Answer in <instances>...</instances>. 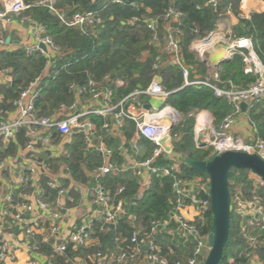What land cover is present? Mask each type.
Listing matches in <instances>:
<instances>
[{
	"label": "built area",
	"instance_id": "1",
	"mask_svg": "<svg viewBox=\"0 0 264 264\" xmlns=\"http://www.w3.org/2000/svg\"><path fill=\"white\" fill-rule=\"evenodd\" d=\"M3 10H0V51H10L8 35L16 20L14 16H20L30 8L23 0H0ZM114 4H122L123 0H110ZM222 0H210L208 5L217 8ZM247 0H241L240 10ZM53 0L36 2L37 6L49 5L57 14L58 18L69 26L77 28L85 33L88 29L95 31L103 24L102 18L93 11L78 13L68 17L64 11H55ZM182 13L168 9L164 14V20L173 26L168 27L164 36L159 35L160 18H147L144 24L152 33V42L158 46L163 56L155 60L154 69L161 70L167 66L180 68L183 77V84L174 91H167L160 79L155 76L149 86L144 90H136L123 97L120 101L114 102V95L109 88L108 77L97 81L89 79L86 86L72 84L70 90L75 93V100L71 105L61 104L54 115L43 117L36 108V99L39 96L40 83L51 67V59L61 56L62 50L56 46L46 29L37 21L29 17L20 18V24H28L34 44L23 46L22 49L28 55L41 54L48 58L45 72L37 77L25 88L19 98L13 102L12 113L7 117L0 112V143L9 145L15 142L20 131H25L28 142L24 151L35 153L36 146L41 145L44 151H52L54 147V136L71 137L74 134L83 135L86 150L99 155L103 164L96 167L91 177L96 180L108 176H120L128 173L139 183V193L143 194L152 187V180L155 177L173 179L174 206L171 210L176 214L182 236L194 244L191 258L183 263L175 264H202L208 251V235H203L202 229L209 223L211 212V197L209 194V179L194 178L184 180L182 175L181 158L174 150V142L180 137L175 131L183 124V116L172 107L166 104L169 97L184 88L199 89L210 88L216 97L225 99L232 107V112L220 123L219 126L211 125V134L207 138L214 152L238 151L248 154H257L264 160V140L252 138L244 140L232 134V129L240 116L243 115L242 104H247V110L253 103L264 100V59H260L250 39L236 37L234 33L225 32L219 26L203 39L197 40L192 45L199 57L206 56L209 50H216L218 47H225L226 59H231L233 54L243 55L246 64L245 73L256 77L255 83L247 88L230 86L220 88L210 81L201 78L191 72L185 63L181 50V31L177 27L181 23ZM241 18L250 19L241 13ZM137 18L130 20L133 24ZM44 45L45 52L40 48ZM11 71L5 69L0 71V83L11 81ZM194 74V75H193ZM120 86L121 81H116ZM89 96V97H87ZM148 99V100H147ZM2 98L0 97V103ZM158 104V105H155ZM150 105L148 110L145 107ZM130 108L139 111L138 115L129 112ZM10 112V111H9ZM92 117L104 120L103 128L112 138L121 134L123 138L117 146H108L104 137L98 136L96 125ZM134 124V133L130 141L125 139L123 129L126 122ZM197 128H195L196 130ZM214 141L211 143L210 139ZM175 140V141H174ZM230 141V150L218 149L216 143ZM143 142H149L155 146L151 155L145 153ZM121 157L125 164L119 165L113 162L114 156ZM168 161L165 165L159 163L160 159ZM39 165L45 166V163ZM34 159L0 160V193H4V201L1 207L0 223V264L16 261V252L25 249L29 255V264H55L54 261L41 253V245L37 239L41 232H46L48 243L51 245L53 257H65L69 246L75 250H89L94 240L93 234L96 227L101 233H107L110 228L122 220L131 221L134 231L129 240L128 247L115 246L113 250L97 251L93 256L84 259L76 258L71 264H171L167 258L160 253L153 237L158 228V221L152 223L150 232L145 229H135L136 218L128 215L125 209V200L115 199L111 193L103 187H88L77 184L76 191L82 199L90 202V214L65 229L64 220L69 212L66 209L65 199L69 190L59 184L58 181L50 182L48 187L56 192L55 204L45 199V191L39 186L37 178V167ZM47 168V166H46ZM2 182V184H1ZM256 183L260 180L256 178ZM22 188L24 192L33 191L37 195L34 203L24 201L26 193L22 194L23 200L16 199L17 189ZM125 188H120L116 196L122 195ZM188 201L196 213L197 220L188 221L178 215L176 211L182 203ZM179 208H177V207ZM231 211L240 218V238L243 240L247 252L245 264H264L259 256V249L264 245V238L257 233L260 229L264 233V210L255 203H249L241 194L231 198ZM15 232H17L15 234ZM16 235V236H15ZM21 235V237L19 236ZM146 247V249H145ZM234 258L228 263L234 264Z\"/></svg>",
	"mask_w": 264,
	"mask_h": 264
},
{
	"label": "trees",
	"instance_id": "2",
	"mask_svg": "<svg viewBox=\"0 0 264 264\" xmlns=\"http://www.w3.org/2000/svg\"><path fill=\"white\" fill-rule=\"evenodd\" d=\"M40 1L44 0H23L30 8L20 17H29L37 21L46 29L54 44L62 50L61 56L51 59V67L40 83L36 108L43 117L54 115L61 104L71 105L75 100V93L70 90V86L72 84L86 86L89 79L100 81L108 77L111 80L108 84L114 95V102L136 90L146 89L155 76L160 77L167 91L180 88L183 77L179 67L154 69L156 58L164 54L153 44V35L144 24L147 18L159 17V35L162 38L167 28L173 26L164 20V14L168 9L182 13L183 16L177 27L181 31V50L185 63L192 73L195 72V75H200L212 84L220 88H230L231 85L247 88L256 81L255 76L245 73L244 57L239 53L233 54L231 59L223 60L218 67H214L208 63L207 56L199 57L192 51V45L216 30L220 20L237 18L239 25L245 30L243 37L251 40L257 56L264 59V13H253L248 20L241 18V0H222L217 8L208 5L210 0H123L122 4H114L110 0H53L55 11H64L69 18L78 13L96 12L102 18L103 24L95 29L94 33L91 29L83 33L69 26L58 18L49 5L35 4ZM0 10H3L1 1ZM134 18H137V21L131 24L130 20ZM234 35L239 37L236 30ZM47 62V57L39 53L28 55L24 49L0 52V71L5 69L11 71V81L0 83L2 98L0 112L11 111L14 108L13 102L19 98L22 91L44 74ZM116 81H121L122 84L118 86ZM166 104L185 117L181 127L175 131L180 139L174 142V150L181 158L180 177L184 180L208 179L207 175L197 172L187 164L188 159L208 161L214 153L211 146L205 149L196 147L194 140L196 115L201 112L209 113L213 118L214 127H217L232 112V107L225 99L216 97L214 91L207 87L181 89L172 94ZM243 114L247 116L254 129V138L264 140V100L253 103ZM92 120L108 145L119 144L116 139L107 137L103 119L92 117ZM209 121L206 120L207 123ZM133 133L134 124L127 121L123 129L127 141L132 139ZM74 139L75 142L69 149L71 159L67 160L73 177L78 181L103 187L116 200L123 198L128 215L137 220L135 229L141 228L150 232L153 222L161 220L164 215L171 212L175 200L171 177L153 178L152 187L143 194L139 193L138 181L132 177L108 176L100 180L94 177L87 178L82 170V164H87L88 173H92L103 163V159L86 150L82 136L75 135ZM27 142L25 131H20L16 141L10 145L9 153L14 150V144L23 147ZM146 144L148 155H151L155 146L149 142ZM3 156L0 151V159ZM116 158L117 162H120L119 157ZM159 163L165 165L168 161L161 158ZM229 181L232 196L241 194L246 201L255 203L264 210V186L256 183V177L250 172L233 170ZM120 188H125V191L122 195L116 196ZM239 223L240 218L232 213L230 239L226 246L230 252L227 253L225 249L221 264H229L230 258H234V264H245L247 248L240 238ZM211 226L210 212L208 226L202 229L203 235L210 233ZM133 231L131 221L122 219L107 233H101L99 227L95 228L93 238L99 240L98 247L75 250L69 246L65 257H53L52 249L46 245L50 249V252L46 251V255L55 264H71L70 262L76 258L84 259L100 250L106 252L118 245L127 248L128 243H123V240H129ZM257 233L264 238V233L260 229H257ZM192 245L194 247V244ZM42 251L45 254L43 248ZM258 253L264 260V245Z\"/></svg>",
	"mask_w": 264,
	"mask_h": 264
},
{
	"label": "crops",
	"instance_id": "3",
	"mask_svg": "<svg viewBox=\"0 0 264 264\" xmlns=\"http://www.w3.org/2000/svg\"><path fill=\"white\" fill-rule=\"evenodd\" d=\"M242 7V14L245 17H249L253 13H264V1L263 0H247ZM241 11V10H240ZM16 22L14 26L11 28L10 33L8 34L11 38L8 39V42L10 43V51H15L22 49L23 46H29L34 44V39L32 38V35L30 33V26L28 24H20L19 19L20 16H14ZM218 26L223 29L225 32H232L237 29L239 25V21L235 17H229L224 20H220ZM1 52V51H0ZM226 50L225 47H218L216 50H209L206 53V56L208 57L207 61L211 66L218 67L220 62L223 60H226ZM195 74V72H193ZM200 76V75H199ZM155 105H158L155 103ZM8 113H12V110L4 112L3 116L7 117ZM96 131L98 136H102L98 133V128L96 126ZM232 134L237 137L244 140H250L254 138V129L250 125L249 120L247 119V116L243 114L239 117L237 123L232 129ZM58 134H55L54 136V147L52 151H44L43 147L41 145L36 146V152L35 153H29L27 151H24L25 146H19L14 144V150L9 153V147L13 144L10 143L9 145L0 143V151L4 154V156L0 159H8L13 160L15 158H18L20 160L23 159H34L36 164L39 165L40 163H45V166L39 165L37 167V178L39 182V186L42 188V190L45 191V199L47 202L55 204V191L49 189L48 185L50 182L58 181L60 185L67 188L69 190L68 197L65 199L66 209L69 210L67 213V216L63 222L65 229H70L73 225L78 224L82 218L88 214H90V202L85 201L82 199L81 195L76 191V185L80 184L83 186H88L91 188L99 187V186H93L88 182L78 181L76 180L70 168L68 167L67 160L70 161V147L75 142V135L74 134L71 137H61L56 136ZM107 137H109L108 134H106ZM83 137V135H80ZM125 136V135H124ZM111 137V136H110ZM123 138L121 134H117V136L113 137V139H116L117 142H120V140ZM105 139V137H104ZM125 139L127 140L126 136ZM107 143V142H106ZM145 145L144 151L146 154H148V147L145 142H143ZM108 145V144H107ZM113 147L114 145H108ZM116 146V145H115ZM92 153V152H91ZM94 154V153H93ZM96 155V154H95ZM99 156V155H97ZM101 157V156H100ZM118 156H114L112 158L113 162L118 163L119 165L125 164V161L119 157L120 162H117ZM104 162V161H103ZM90 161L88 162V164ZM103 164V163H102ZM101 164V165H102ZM47 166V168H46ZM82 170L84 171V174H86L87 178H92L91 173H88L89 170H87V164H82ZM121 176H128L131 178V175L128 173H123ZM2 184V182H1ZM26 193V198L24 201H27L29 203H34L36 200L37 195L33 191H26L24 192L22 188L17 189L16 191V199L18 201L23 200L22 194ZM4 193H0V200L1 202L4 201L3 196ZM1 207L2 203L0 204V221H1ZM177 207V206H176ZM179 208V207H177ZM176 213L188 221H194L197 220L196 213L194 209L190 206L188 201H185L182 203V206L176 211ZM176 214L172 212H168L164 217L159 220L158 222V228L156 233L154 234L153 240L155 244L158 246L160 253L163 257L167 258V260L171 264H175L177 262H187L193 253V245L191 242H188L181 233V230L179 228V224L176 219ZM1 223V222H0ZM17 232H15L16 234ZM17 235V234H16ZM15 235V236H16ZM21 237V235H19ZM41 248L45 251V254L43 251L41 252L46 257V251L50 252V249L46 247V245H51L48 243L46 232H41L39 236L37 237ZM91 246H100V242L98 239H94L91 242ZM46 248V250H45ZM30 255L25 249H21L16 252V261L15 262H8L5 264H29Z\"/></svg>",
	"mask_w": 264,
	"mask_h": 264
},
{
	"label": "water",
	"instance_id": "4",
	"mask_svg": "<svg viewBox=\"0 0 264 264\" xmlns=\"http://www.w3.org/2000/svg\"><path fill=\"white\" fill-rule=\"evenodd\" d=\"M236 31L240 37L245 34V30L241 26H238ZM40 48L45 52L47 51L44 45H40ZM145 108L149 110L151 106L147 105ZM242 109L244 112L247 110L246 103L242 104ZM129 112L133 115L139 114L135 108H130ZM210 134V127L196 129L194 138L196 147L199 149L207 148L209 145L205 138H208ZM187 164L197 172L207 175L209 179L212 226L207 237L209 251L202 264H221L231 232L230 175L233 170L248 171L259 179L264 186V160L257 154L238 151L219 153L215 151L208 161L188 159Z\"/></svg>",
	"mask_w": 264,
	"mask_h": 264
},
{
	"label": "bare ground",
	"instance_id": "5",
	"mask_svg": "<svg viewBox=\"0 0 264 264\" xmlns=\"http://www.w3.org/2000/svg\"><path fill=\"white\" fill-rule=\"evenodd\" d=\"M210 120L208 123L206 120ZM212 125V118L207 113H200L197 115V129H201L202 127H211ZM205 141H209L205 138ZM218 149L220 150H230L232 147V143L230 141H221L216 143Z\"/></svg>",
	"mask_w": 264,
	"mask_h": 264
},
{
	"label": "rangeland",
	"instance_id": "6",
	"mask_svg": "<svg viewBox=\"0 0 264 264\" xmlns=\"http://www.w3.org/2000/svg\"><path fill=\"white\" fill-rule=\"evenodd\" d=\"M201 113H202V112H201ZM199 114H200V113H199ZM199 114H198V115H199ZM208 114H209V113H208ZM209 115H210V114H209ZM210 116H211V115H210ZM211 118H212V116H211ZM183 119H184V120H183V122H184V121H185V117H184V116H183ZM212 121H213V118H212ZM195 128H197V115H196V125H195ZM174 141H175V140H174ZM213 141H214V139L211 138V139H210V142L212 143ZM208 145L211 146L210 143H208ZM211 147H213V146H211ZM226 252L229 253L230 250L226 249ZM203 262H204V261H203Z\"/></svg>",
	"mask_w": 264,
	"mask_h": 264
}]
</instances>
